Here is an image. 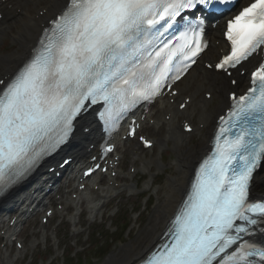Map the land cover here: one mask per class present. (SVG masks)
Instances as JSON below:
<instances>
[{
  "label": "snow or ice",
  "instance_id": "obj_1",
  "mask_svg": "<svg viewBox=\"0 0 264 264\" xmlns=\"http://www.w3.org/2000/svg\"><path fill=\"white\" fill-rule=\"evenodd\" d=\"M237 4L58 0L27 54L0 58V65H15L0 76V195L69 144L90 111L111 137L130 113L166 100L188 114L183 131H196L187 120L200 89L187 91V82L209 47L207 28L220 26L227 51L207 68L232 85L247 75L246 90L228 94L227 114L219 116L166 239L142 264H264V240L256 239L264 237V197L254 198L264 171V0ZM211 97L209 91L200 106ZM140 128L131 121L121 138L134 153L154 146ZM177 132L170 125L168 136ZM115 148L106 141L101 158ZM97 170L107 171L97 163L84 175Z\"/></svg>",
  "mask_w": 264,
  "mask_h": 264
},
{
  "label": "bare ground",
  "instance_id": "obj_2",
  "mask_svg": "<svg viewBox=\"0 0 264 264\" xmlns=\"http://www.w3.org/2000/svg\"><path fill=\"white\" fill-rule=\"evenodd\" d=\"M40 0H16L17 3H19L22 6L21 11L17 15H12L10 21H7L6 19H2L0 22V44L3 40L2 34L3 32H14L16 35V40L14 43L18 44L19 48L21 49V52L24 51L22 54H27V50L31 45L34 44L36 37L40 33L41 29L38 26V22L44 21L48 16L53 12L54 9L58 6V1L55 0H48L46 1L42 7L39 4ZM47 9L45 13H43L41 16H39L38 19H35L34 15L37 14V12L41 9ZM210 34L214 38L220 39V34L218 32L217 27L215 29L210 30ZM21 52H14L12 54L2 55L0 54V58H3L5 56L11 57L13 55L19 56L18 54ZM217 52V48L213 46H209L208 49L203 54V57H208L211 55H215ZM15 65L12 66H3L0 65V68L2 70L10 71L13 70ZM5 73V71H4ZM244 77L240 78L238 77V80L240 83L236 85V88L238 89L242 82ZM247 79V78H245ZM214 84V87L210 88L208 84ZM201 89V88H208L210 89L215 95L216 90H222L226 91L231 88L229 85L228 79L224 77L222 74H216L214 72H209L207 75H205L204 70L202 69V66L200 64L199 67H195L192 76L189 78V81L187 82V91H193L194 89ZM198 98V102L193 105V107L189 110H191L194 115L198 116L200 118L199 121H204L205 126L207 127V132L199 136L195 143L193 145H189L191 142V139L189 140L188 137L185 136V133H183L182 138L180 137L179 133L181 132L179 128L174 127V121L169 120L168 122L164 123V126L169 129L170 125L177 129V135L176 138L169 137L168 134H159L157 130L151 129L150 130V136L153 137L156 145L158 146L159 150L163 147H166L168 145V142L171 143L172 150L176 151L179 149L180 145L188 146L189 150L187 153H181L179 150L175 154V157L177 159V166L174 176L168 178L163 190H162V197L161 199L157 198V202L155 204L154 210L148 219L146 225L142 229V234L134 240H130L125 244L120 245L119 248H117L115 251H113L106 259L100 263V264H134L138 259H141L146 252L151 248L153 241L157 240V237L160 235V233L163 231L164 227L166 226V223L168 219L174 214L176 210V206L180 203L181 198L183 197L185 189L188 187L189 178L192 175L193 169H194V163L199 158V156L207 150V141L208 137L211 133V126L214 123V116H209L208 112V105L210 104L211 99L207 100L203 107L200 106V101L202 97H199L197 95L195 99ZM219 101L217 102L218 107L224 106L227 104L226 98L222 95L221 97H218ZM158 109V108H155ZM173 108H169L167 105L162 109L163 111L169 110ZM152 110L150 113L152 114ZM178 112V111H177ZM177 112H173V116L175 117L176 114H179ZM159 115H162V113L157 114V111H155V114L153 117L158 118ZM179 115H186L185 112H181ZM190 115L188 120H192V116ZM209 116L207 120H204L206 116ZM185 118V117H184ZM212 122V124H211ZM196 132H199L198 127H195ZM148 132V130H147ZM91 134H87V136H90ZM84 134H76V137L81 140L83 138ZM189 141V142H188ZM128 143H123L120 146L125 147V145ZM132 144V142H130ZM192 146V149H191ZM77 144H74L73 146V152L72 154L75 155L73 160H76L72 163H78L79 161L85 159L82 154V147H79L77 149ZM77 149V150H75ZM165 150V149H164ZM164 150L159 151V155L162 154ZM78 159V160H77ZM132 161L133 160H139L140 162L146 160V166L148 167L151 163L149 159L144 155V157L139 158L137 154L132 155ZM67 167V166H66ZM65 167V168H66ZM45 176V180L42 179V177ZM47 174L45 173H39L37 177L32 180L28 187L24 190H19L15 192L12 196H10L8 199H5L2 202V205L0 206V216L3 212L7 211V209H13L16 208V211L20 208H28L32 206V203H25L27 199L31 196L32 192H36L40 187L45 188V184L48 182L46 178ZM101 180V176L93 178V182H97L95 180ZM261 181V178L258 177L257 184H259ZM148 185V183H147ZM43 189V188H42ZM41 189V190H42ZM130 191L135 190V185L133 184L129 186L128 188ZM116 190L113 187L106 186L105 188H102V191L100 194H97L95 191L92 190H86L84 192H81L79 194L78 200H70L69 202L74 205L76 208L77 205L81 202L83 204H86L87 210L89 213H99L102 211V209L106 205V198L105 194L109 193H115ZM50 195V194H49ZM38 197V196H37ZM67 203V202H66ZM69 204V203H67ZM67 204H65V210L67 209ZM89 205H92L91 208H89ZM38 206V205H37ZM15 211V212H16ZM22 214V212L20 213ZM73 219V223L75 224V220ZM21 220V219H20ZM77 223V222H76ZM136 224L139 223L138 219H135ZM43 232V231H42ZM20 252V251H19ZM2 261L6 263H11V260L9 258L8 254L3 255L1 258Z\"/></svg>",
  "mask_w": 264,
  "mask_h": 264
},
{
  "label": "rangeland",
  "instance_id": "obj_3",
  "mask_svg": "<svg viewBox=\"0 0 264 264\" xmlns=\"http://www.w3.org/2000/svg\"><path fill=\"white\" fill-rule=\"evenodd\" d=\"M45 1L47 0H41L40 2ZM2 37L3 41L0 46V53L12 54L18 52V45L12 41L11 33L3 32ZM199 95H201V91ZM221 95L225 96V92H219L218 95H214L211 103L208 105V110L212 115L216 112L215 104ZM157 131L162 133L163 127L159 130L157 129ZM206 132L207 129L204 128L200 131V135L198 133L190 134L191 145L195 143L199 136L204 135ZM170 150L171 148L169 147L163 155L165 165L161 169L155 170L152 174L153 178L155 174H163V177L159 181H155L154 184H151L149 189L144 191L143 194L139 192L146 189L144 184L145 182H149L150 179V177H146L145 175L143 176V178L146 177L145 180H139L137 190L134 192L122 191L113 198L110 206L105 210V216L101 213L93 216L85 214L81 218V221L84 222L80 227V233L71 235L68 229L69 224L66 223L59 226L55 239L49 236V231L47 230L46 234L43 233L42 236H39L37 246L36 244H28L26 246L25 252L20 257L22 258L23 256L21 261H19L20 258L17 259L18 257L10 255L12 264H100L113 251L119 248L120 245L138 238L142 234V229L154 210L157 198L161 199L162 190L168 178L177 173V159ZM157 151L158 149L155 148L153 154ZM177 152L176 150L175 153ZM127 162L128 155L125 154L123 160L124 167ZM141 172H145V170H141ZM259 178H261V181L256 189L259 192H264V171L260 172ZM116 206L119 210L118 213L115 216L108 217L115 210ZM119 216L123 218V224H128L125 230L121 229L123 225L122 221L117 220ZM58 218L60 216L55 217L53 222ZM136 218L141 224L135 223ZM63 220H65V217H63ZM26 232L24 231L22 234L27 238ZM117 236L119 237L118 240L115 239ZM103 249H107L108 253L106 255H98V252L103 251ZM0 264H3L1 260Z\"/></svg>",
  "mask_w": 264,
  "mask_h": 264
},
{
  "label": "trees",
  "instance_id": "obj_4",
  "mask_svg": "<svg viewBox=\"0 0 264 264\" xmlns=\"http://www.w3.org/2000/svg\"><path fill=\"white\" fill-rule=\"evenodd\" d=\"M105 251V250H104ZM104 251H102L100 254H102Z\"/></svg>",
  "mask_w": 264,
  "mask_h": 264
}]
</instances>
